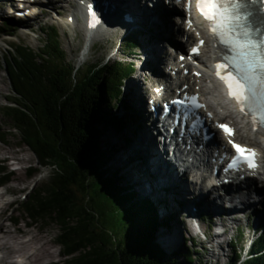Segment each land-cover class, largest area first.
<instances>
[{"label": "bare ground", "instance_id": "1", "mask_svg": "<svg viewBox=\"0 0 264 264\" xmlns=\"http://www.w3.org/2000/svg\"><path fill=\"white\" fill-rule=\"evenodd\" d=\"M8 2L10 0H7ZM41 0H36L35 2H40ZM59 1H69L70 0H59ZM85 3H77V9L80 14L73 12L72 18L78 17L79 15L83 16V20L78 21L75 25V28L80 31H85L86 42L82 51L77 59V62L83 63L86 60L90 48L94 45L93 33L98 29H103L107 31L109 29V24L114 26L112 31L120 30V23H123L126 27V21L124 19L127 17L128 23L131 26H136L140 28L142 34V57L143 59L138 61L139 65L144 66L149 69L150 74L148 78L152 75L156 80L159 81H168V69H164L165 57L171 58L174 60L172 66L168 68L175 69L185 72L189 71V75L186 78H189L192 84L189 81V88H193L195 92L203 93L207 98V101L201 100L202 106H200L201 111L206 115L207 119L205 123L203 122L202 117L201 122L199 123V131L203 132L204 129L201 127V123L207 127V134L211 135L212 130L209 128L210 123L213 124V120L210 117V114L207 110V107L210 108V111L220 117L225 118L221 107L215 103L209 101V85L215 84L217 86L216 69L215 64L220 63L222 60V55L224 50L220 47L219 40L211 36L209 29V24L206 22L201 14L195 10L194 14L191 12L189 14V9L194 5L191 0H177L173 5H170L168 2L165 4V0H161L156 6H151L148 2H140V0H99L101 4L95 0H84ZM183 1V2H182ZM43 2H51L50 0H44ZM42 2V3H43ZM255 3V0H253ZM108 4L109 8L113 7L119 11L121 18L119 22H113L111 17L106 13L101 11V7L104 4ZM102 5V6H101ZM169 5V6H168ZM5 3L0 1V15H4L3 8ZM26 5H24V11L22 14L16 18L15 23L24 22L28 25V19L39 21V16L45 15L48 13L47 7L43 5H37L32 10H26ZM52 8V6L50 5ZM56 7L58 12L65 13L62 5H53V8ZM251 17L254 21V25L260 27L264 30V6L254 4L249 8ZM18 10V9H15ZM38 17H34L38 13ZM176 16L177 19H174L173 16ZM69 16V14H68ZM70 17V16H69ZM68 17V18H69ZM28 18V19H27ZM120 20H123L120 22ZM127 22V21H126ZM114 23H116L114 25ZM183 33L182 37L187 44V49L177 40L176 36L179 33ZM115 34V33H114ZM116 35V34H115ZM116 36H109L108 38L114 39ZM163 39H168L171 42V45H176L181 47L182 51L186 49L185 58H182L178 55L171 56L168 54V50L162 44ZM202 41L201 44H198L200 47L199 54L191 53V49L195 47L196 42ZM101 42V40H99ZM98 42V43H99ZM195 59L198 68H192L191 60ZM203 74V77L196 76ZM5 79L0 74V98L6 96V93L3 91L5 86ZM168 87V86H167ZM188 88V89H189ZM167 89V88H166ZM186 89V90H188ZM149 86H143L140 83L139 79H129L126 80V88L124 93L127 99L133 100L138 106H143L146 110V113L149 114V117H152L151 111H154L155 108L148 107L150 102L146 101V98L150 95ZM168 90V89H167ZM194 90L188 91V93L193 92ZM153 102H156L153 100ZM161 102V100H160ZM152 106V103H150ZM143 107H140L141 109ZM153 107L158 108L157 105ZM109 116L111 115V110L107 109ZM196 113V112H195ZM197 114V113H196ZM119 116V115H118ZM122 116V115H121ZM191 119H194L195 122H198L199 118L194 115H190ZM132 119V118H131ZM221 121H225L220 119ZM234 125L237 128L239 135L238 137L241 141L250 144L253 147H260L258 153L264 154V129L257 126L256 130H253L252 119L246 115H240L238 118H234ZM132 124H128L124 129V134H128L131 138L130 146H128V153L133 158L127 161H122L120 154L118 155L117 161L126 166V170L130 172L131 177L135 180V187L143 192L149 193V195L159 194L160 192L166 194L167 204L165 209L168 211L169 215H176L179 213L183 216V220L189 218L190 213L188 214L183 207L189 209L198 208H210L213 212H216L220 215H224L225 219L221 220V224L225 225L226 223H234L237 221V216L241 215L244 212L255 207L259 209L262 206V211L259 214V219L264 221V180L257 179L255 177L245 176L244 178L239 179L238 183H228L225 185V192L221 193L219 185H203L204 182H195L191 175L186 172H182L179 168L177 162L172 163L167 161V156L165 152L161 149L162 144L160 141L161 129L158 128L155 122H152V118L146 120L142 115L139 116L136 120L131 121ZM115 128V127H114ZM117 128V127H116ZM115 128V129H116ZM111 129V128H110ZM210 129V130H209ZM113 130V129H111ZM114 131V130H113ZM105 134V133H104ZM212 134V138H214ZM3 135H0V137ZM115 141L118 138V135L115 134ZM109 137V136H108ZM215 141L217 138H215ZM227 145L226 142L219 141ZM189 143L193 145L192 139L189 140ZM17 143H11L9 141H0V159L2 161L13 162L18 161L24 163L27 158L22 157V153L25 154L27 149L21 147L20 149L16 147ZM7 166V165H6ZM12 173L10 176L13 177V180L19 184H23L26 181L27 176H22L19 172L21 169L12 166ZM135 172H138L139 175L136 176ZM10 177V178H11ZM132 178V179H133ZM221 186V185H220ZM7 188V187H6ZM23 191L24 188L20 185L14 187H8L7 191ZM212 190V191H211ZM213 192V193H212ZM147 200L150 202L149 198ZM151 203V202H150ZM183 203L184 205H180ZM163 205V206H164ZM8 206L6 203L0 200V250H3L6 253V256L11 258L25 257L28 261L25 264H53L52 258H54L55 251L53 250L50 241L48 240L47 235L38 237L31 230H26V225L29 226V221L26 225H20L24 216L12 214L7 219L5 214L8 212ZM199 212V210H198ZM157 213V212H156ZM158 214V213H157ZM228 214V216H225ZM200 217V216H199ZM195 218V217H194ZM7 222H10L11 225L8 226ZM20 222V223H19ZM183 222H181L182 224ZM203 223V224H202ZM199 224V228L202 226L205 228L208 226L207 223L202 222ZM13 226V227H12ZM190 225H187V222L182 225L180 229L176 230H166L164 231L162 224L158 226L160 229L159 237L164 243L159 242L162 247V251L166 257H170L172 254L178 255L180 244L176 246L175 241H178V237L182 233L190 232ZM157 228V231H158ZM210 230V229H209ZM208 230V231H209ZM217 230V229H216ZM208 231H206L208 233ZM156 234V233H155ZM223 233L217 230L215 235H211L210 239L207 240L212 242L213 237L221 238ZM217 240V239H213ZM53 242V241H51ZM156 242V235H155ZM203 248L199 252L201 257L208 252L210 258L214 257V261L218 264L217 260H221L219 256H222L220 250L222 249V244L218 241L213 243L212 248L207 250L204 247V241L198 240ZM36 244L38 246H36ZM191 244L194 246L196 244L195 239H191ZM176 246L173 250L166 247ZM170 250V251H168ZM206 250V251H205ZM186 252V251H185ZM185 255V253H184ZM210 258L208 260H210ZM222 258V257H221ZM206 263V262H205ZM200 263V264H205ZM0 264H20L19 261L13 260L12 262H0Z\"/></svg>", "mask_w": 264, "mask_h": 264}, {"label": "trees", "instance_id": "2", "mask_svg": "<svg viewBox=\"0 0 264 264\" xmlns=\"http://www.w3.org/2000/svg\"><path fill=\"white\" fill-rule=\"evenodd\" d=\"M44 63L37 68L29 63L33 80L20 90L26 104L6 116L22 130L40 164L57 168L29 193L27 209L35 218L59 224L67 256L61 264H176L173 254L166 257L155 242L157 228L167 218L131 190L132 182L109 163L111 149L99 143L96 123L106 119L117 127L120 119L103 113L97 103L108 94L119 95L128 69L116 61L72 77V68L63 63ZM116 181L131 191L122 196ZM130 197L135 201L124 208ZM184 256V264H192L190 251ZM229 259L237 262L238 257L231 254ZM242 264H264V234Z\"/></svg>", "mask_w": 264, "mask_h": 264}, {"label": "rangeland", "instance_id": "3", "mask_svg": "<svg viewBox=\"0 0 264 264\" xmlns=\"http://www.w3.org/2000/svg\"><path fill=\"white\" fill-rule=\"evenodd\" d=\"M50 3L47 2H43L40 1L35 2L38 5H41L42 7H44L43 5H45L47 7L48 13L45 15H40L39 12L36 13L34 15V17H38L36 15H40L39 16V21L35 20H30L28 19L29 23V27L31 28L30 34H27L26 31L24 32V30H27L26 26H21L19 29L17 28V23H15L16 20H14L13 18H6L5 16L0 17V27H3V22H7V29H11L12 34H18L17 36L13 37L11 36V39L15 42V43H24V45L20 46L18 50H13L12 51V46L6 44V42H4L2 39H0V74L1 76L4 77L5 79V86H4V92L6 93V96H3L0 98V132L3 135H7L9 142L11 143H17V148H21V147H25L27 149V152L25 154H21L22 157L27 158V160L20 164L19 168L21 169L19 172L22 174V176H27V179L25 182H23V184H19L16 181L13 180V177H11V179L13 180L12 182H10L7 187H14L16 185H20L22 186V188H24V190L18 194V197L21 198V200L24 198V195H26L29 190L34 186L36 189L39 188V186L43 185V183H46L47 181H49L51 179V177L53 176V173L57 171V168L54 166H51V164L48 165V167H43L41 169V172H39L37 175H29L27 173L28 167L33 165L36 167H39L37 165V156L36 154L32 151V148L30 146H28L26 143H22L23 137L21 132L19 131H13L11 130L12 128V124L9 121V119L5 116V112H4V106L7 105L8 103V98L7 95H10V97H18L17 92L19 90H21L20 87H23L25 84V79L30 78L31 76L28 74L29 71V63H30V58L32 56V52H38V47L41 46V44L46 40V35L43 34V31H45V33H51V31L55 30L54 27L50 26V24H55V26L57 27L59 35H60V39H61V48L63 50V52H67L68 55V61L73 62L74 64H76L79 67L82 68H86L87 66H89L90 64H94L97 63L103 59L109 60V58L111 57L110 60H114L116 58H121V59H125V55H122V50L118 51L117 47L119 46L120 42L122 41V38L124 37V34L128 33V29H130L129 27H125L122 26V29L117 30V31H112L113 27L111 24H109V29L105 32L103 31V29H98L96 30V32L93 33V40H94V45L90 48L89 53L87 55L86 60H84L83 63H78L77 59L79 58V55L82 51V48L85 45L86 42V37H85V31H80L77 30L75 28V25L78 23V21L83 20V16L79 15L78 17L72 18L73 12H78L77 9V3L83 1V0H70L69 1H59V0H50ZM52 6V8L50 7V5ZM62 5L64 8L65 13H61L57 11V8L54 7L53 5ZM45 8V7H44ZM46 9V8H45ZM69 14V16H68ZM69 17V18H68ZM113 21V20H112ZM114 22V21H113ZM12 24L14 26H12ZM116 23H114L115 25ZM48 26V27H47ZM46 29L42 30V28ZM136 28V26H134ZM6 29V30H7ZM137 29V30H136ZM135 29V32L137 34H139L140 36L138 37V40L141 41L142 40V34L143 32L140 31V28L137 27ZM1 30V29H0ZM42 30V31H41ZM23 31V32H21ZM128 31V32H127ZM116 35H115V34ZM131 33V32H129ZM109 36H116L114 39L112 38H108ZM8 37V36H7ZM99 40H101V42H99ZM165 39L162 40V43ZM99 42V43H98ZM142 42V41H141ZM166 46V45H164ZM27 49L30 50V52H27ZM140 50V48L138 49ZM17 51H20L21 53H23L24 55L21 58H17L16 60L15 57H12V54H15ZM142 51V50H140ZM143 52V51H142ZM116 54V55H115ZM140 55V54H139ZM138 55V57H139ZM6 57H11V59H7L9 62V66L7 67V63H6ZM142 56H140L141 58ZM128 60V59H125ZM138 60V59H137ZM139 61V60H138ZM137 61V63H138ZM23 63H25V68L23 66ZM136 64V61H135ZM8 68V70H7ZM24 69V70H23ZM137 76H140L139 73L138 74H134L133 76H131L129 79H139ZM137 77V78H136ZM11 79V80H10ZM15 81L12 82L13 84H11V81ZM150 80L146 81V85H149ZM126 88V81H125V85L122 86V95L116 99H114V101L111 103L107 98L103 99V101H100L99 103H97L98 107H100L101 110H111V113H116L117 115L121 116V115H125V110L122 106L123 101L126 97L125 93H124V89ZM120 98V99H119ZM124 98V99H123ZM127 124V123H126ZM125 124V125H126ZM97 129L99 130V143L101 144L100 147L102 149H105V147H112V153H111V157L109 160V163L112 164L114 167L116 168H120V164L117 161V155L115 154L116 151L120 152L121 156L123 157V160L126 159L129 155H127L128 153V146H121V139L119 137L118 134V130L112 128L111 125H109L108 123H104L103 121H98L96 123ZM125 127V126H124ZM123 127V129H124ZM113 130H111V129ZM8 134H7V133ZM123 132V131H122ZM105 133V134H104ZM115 134L118 135L117 140L115 141ZM109 136V137H108ZM116 143L117 145L115 146L114 149V144ZM8 165V170H12V165L11 163L8 162H2V165ZM16 167V166H15ZM118 168V169H119ZM121 169V170H120ZM119 170L122 171L123 176H125L126 178L132 179L133 177H131L130 172L128 170H126V168H124L122 166V168H120ZM15 173V172H14ZM13 173V174H14ZM12 174V175H13ZM136 188V187H135ZM31 191V190H30ZM140 193H143L141 191H139ZM147 194V193H146ZM161 195H163V193H159V194H154L151 195L152 197H150L152 200L156 201L159 205L164 204V200L163 198H161ZM163 196H167L166 194H164ZM20 200V201H21ZM22 202V201H21ZM168 201H166L167 204ZM20 206L19 204H16L13 208H11L10 210H8L7 214H5L6 219L11 216L12 214L14 215H21L24 216V220H22V222L20 223V225L25 226L27 221L31 222L30 219H26V213L23 211V207H18ZM124 208H127V206H125ZM260 209L256 212L257 214L251 219H248L247 215H244L243 218H240V221H238L236 224H241L243 226V233L242 235H240V238L238 239V243L236 245V249L240 248V244L244 243V245L247 243L249 244L250 240L252 239L254 235L253 231L256 228V224L259 222L257 219L259 218V214L262 211V206L259 207ZM19 209V210H17ZM255 210V209H254ZM159 214H162L164 216V208H159ZM166 213H168L167 210H165ZM250 214V213H248ZM179 214L176 213V215L173 217L171 223L169 224L168 228H164L163 230H176V229H180L182 227V225L184 224V222L181 224V222H179ZM186 222V221H185ZM8 226L11 225L10 222H7ZM235 224L233 223L232 226L229 227V230H227V233L225 235H223V237L216 238L217 240H212L213 242L207 241L206 239L202 238V232L200 230H193L192 228L191 231L193 232L192 234L190 232H184L180 235V237H178V241L174 244H176V246L178 245V243H181L182 237H185V242L182 245H184L183 248L180 249L179 254L173 255L172 257L176 260V264H184L186 262V259L184 258V253H185V249L186 251H190L191 254V258H192V264H200V263H205V264H217L216 261H214V257L210 258V254L207 252L205 255L204 253L201 254L202 256H199V252L201 251V249L203 248V246L198 243V240L200 239L201 241H204V247H206L205 249L207 250L208 248H212V245L215 241H218L219 243H221L222 240H230L231 236L233 235V228H234ZM13 227V226H12ZM190 227V226H189ZM218 230L219 226H217L216 228L213 229L214 230ZM26 230H31L32 232H34V234H36L38 237H41L43 235H47L48 240L50 241V244L53 247V250L55 251L54 253V258H52L53 260V264H57L60 263L61 260L63 262L64 260V255H63V249L61 244L58 241V237L61 233V228L59 226V224H55L53 223L51 220H40L38 221V223H34L32 222L31 224L29 223V226L26 225ZM160 229L158 228V231L156 232V242L160 245L161 247V242L162 240L160 239ZM188 234L191 235V239H195L196 244L194 246H192L191 244V239L188 238ZM190 237V236H189ZM233 238V237H232ZM231 238V240H232ZM53 241V242H51ZM160 243H159V242ZM163 243V242H162ZM36 246H38L36 244ZM176 246H171V247H166L167 249L170 248H174ZM163 247H164V243H163ZM228 247L224 244L223 242V246L222 249L220 250V253L222 254L223 252L227 251ZM248 249V246L245 248V250ZM205 250V251H206ZM245 250H243L245 252ZM170 251V250H168ZM0 257L2 258L3 262H12L13 260H15L14 258H11L9 256H6V253L3 250H0ZM210 258V260H208ZM20 263L25 264L28 259L25 257L22 258H18ZM222 259L221 260H217L218 264H222L223 262H225L227 260V256L226 254L222 255ZM17 260V259H16Z\"/></svg>", "mask_w": 264, "mask_h": 264}, {"label": "snow or ice", "instance_id": "4", "mask_svg": "<svg viewBox=\"0 0 264 264\" xmlns=\"http://www.w3.org/2000/svg\"><path fill=\"white\" fill-rule=\"evenodd\" d=\"M245 5L246 0H196L197 11L224 46L222 62L214 65L215 74L228 97L236 101L241 112L251 116L255 131L258 124L264 126V31L254 25ZM220 128L226 135H234L229 126ZM229 143L238 159L255 167V150Z\"/></svg>", "mask_w": 264, "mask_h": 264}, {"label": "water", "instance_id": "5", "mask_svg": "<svg viewBox=\"0 0 264 264\" xmlns=\"http://www.w3.org/2000/svg\"><path fill=\"white\" fill-rule=\"evenodd\" d=\"M87 190V189H86ZM61 234V233H60ZM58 241H59V243L61 244V241H60V235H59V237H58ZM62 246V245H61ZM62 249H63V251H64V248L62 247Z\"/></svg>", "mask_w": 264, "mask_h": 264}]
</instances>
